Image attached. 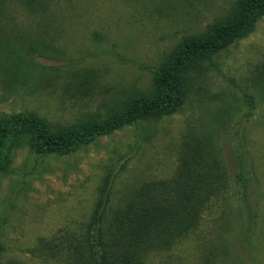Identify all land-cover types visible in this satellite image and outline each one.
Segmentation results:
<instances>
[{
	"label": "rangeland",
	"instance_id": "rangeland-1",
	"mask_svg": "<svg viewBox=\"0 0 264 264\" xmlns=\"http://www.w3.org/2000/svg\"><path fill=\"white\" fill-rule=\"evenodd\" d=\"M235 2L1 0L0 115L32 112L54 129L100 119L146 93L153 68L178 40ZM195 143L221 164L225 189L193 229L147 250L141 264H264V14L190 71L171 114L123 125L68 155L17 146L0 172V264H63L60 253H44L60 245L45 242L83 229L107 171L116 173L114 206L140 183L172 176L183 145Z\"/></svg>",
	"mask_w": 264,
	"mask_h": 264
},
{
	"label": "trees",
	"instance_id": "trees-1",
	"mask_svg": "<svg viewBox=\"0 0 264 264\" xmlns=\"http://www.w3.org/2000/svg\"><path fill=\"white\" fill-rule=\"evenodd\" d=\"M21 1L28 4L29 0ZM263 14L264 0H236L203 31L178 40L153 68L146 93L132 95L100 119L78 127L54 129L32 112L0 115V172L7 169L20 144L40 156L68 155L98 135L176 111L184 101L190 71L248 34ZM19 61L20 57H15L14 66ZM188 145L181 148L172 176L140 183L114 206L110 204V187L116 173L107 171L97 187L83 229L75 235L45 242L49 247L60 246L44 253H60L64 256L63 264H141L147 250L165 249L193 229L209 199L224 191L225 172L208 149L197 143ZM241 158L239 155L238 159ZM237 179L244 187L246 178L241 171ZM241 199L246 201L244 190ZM246 216L249 219L250 212Z\"/></svg>",
	"mask_w": 264,
	"mask_h": 264
}]
</instances>
